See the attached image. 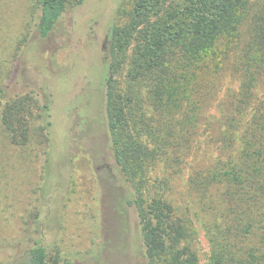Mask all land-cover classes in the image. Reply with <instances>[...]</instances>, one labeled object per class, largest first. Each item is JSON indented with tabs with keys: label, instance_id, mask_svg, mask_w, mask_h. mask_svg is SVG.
Masks as SVG:
<instances>
[{
	"label": "trees",
	"instance_id": "trees-1",
	"mask_svg": "<svg viewBox=\"0 0 264 264\" xmlns=\"http://www.w3.org/2000/svg\"><path fill=\"white\" fill-rule=\"evenodd\" d=\"M83 1L36 0L37 36ZM28 38L0 79V126L16 147L36 132L46 156L50 98L4 96ZM105 71L113 174L135 213L144 264H199L197 223L204 264H264V0H122ZM227 73L234 82L222 83ZM202 137L214 150L205 165L191 161ZM27 252L28 264H74L52 261L40 237Z\"/></svg>",
	"mask_w": 264,
	"mask_h": 264
},
{
	"label": "rangeland",
	"instance_id": "rangeland-1",
	"mask_svg": "<svg viewBox=\"0 0 264 264\" xmlns=\"http://www.w3.org/2000/svg\"><path fill=\"white\" fill-rule=\"evenodd\" d=\"M35 1L0 0V79L29 35L4 96L34 91L50 98L52 123L46 156L36 132L26 146L16 147L0 126V264H28L27 250L39 237L52 261L144 264L137 219L123 204L126 191L113 174L103 124L108 39L122 0L70 6L45 39L33 29ZM228 74L222 83L233 81ZM258 90L264 91V82ZM200 141L191 161L205 165L214 150L204 137ZM177 191H183L181 184ZM180 200L192 207L187 194ZM196 225L204 264L207 242Z\"/></svg>",
	"mask_w": 264,
	"mask_h": 264
}]
</instances>
